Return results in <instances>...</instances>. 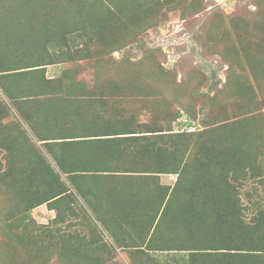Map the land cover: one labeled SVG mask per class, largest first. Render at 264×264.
Wrapping results in <instances>:
<instances>
[{"label":"trees","instance_id":"obj_1","mask_svg":"<svg viewBox=\"0 0 264 264\" xmlns=\"http://www.w3.org/2000/svg\"><path fill=\"white\" fill-rule=\"evenodd\" d=\"M252 1L247 18L228 17L234 33L221 26L224 15L207 19L220 43L214 53L227 67L224 88L210 96L191 87L193 76L204 74L177 82L139 45L172 0H0V112L16 111L31 133L0 130L9 139L5 168L0 164V264H105L73 245L72 235L53 234L59 241L53 246L36 240L34 230L48 231L35 229L30 210L46 205L59 225L72 216V203L94 222L109 259L123 247L122 237L135 233L138 240L126 246L133 247L129 264H264V219L246 221L238 194L248 180L264 184L255 173L260 165L264 173V0ZM131 46L143 52L138 61L130 53L113 58ZM76 58L88 64L45 77V67ZM86 70L94 76L92 90H102L97 95H80L87 88L75 75ZM154 83L173 91L169 107H150ZM132 85L151 87L140 99L155 125L135 126L122 105L120 90ZM68 89L72 100L90 99L91 108L72 106V137L57 138L44 123L53 115L49 102ZM224 98L237 105L231 119L228 106L217 111ZM187 99L206 104L209 113L201 129L174 132L172 123L195 113ZM163 174L177 175L169 193L158 184Z\"/></svg>","mask_w":264,"mask_h":264},{"label":"rangeland","instance_id":"obj_2","mask_svg":"<svg viewBox=\"0 0 264 264\" xmlns=\"http://www.w3.org/2000/svg\"><path fill=\"white\" fill-rule=\"evenodd\" d=\"M195 1L196 0H172L170 7L168 9H163V16L160 20L161 22L141 36L139 45L142 46L143 49L154 52L157 60L164 69L174 71L176 73L177 82L182 81L190 73L204 74L205 79H200V75L193 76L191 80L192 86H190L194 88L198 87L200 88L199 92L210 94V96H212L215 93H219L220 90L224 88L227 67L223 60L220 59V56L214 53V48L219 47L220 43L211 37L212 33L215 32L214 28L216 27H210L207 19L215 14L224 15L226 20H224L221 26L229 32L234 33V29L231 26L228 17L234 14H240L242 17L247 18V16L250 15L256 7L254 6L252 0H201L198 5L195 4ZM127 53H130L129 58L131 62L138 61L143 56V52L135 48V46L127 47L120 52L114 53L112 56L114 59L120 60L124 58ZM76 59L77 61L73 60L69 63V65L62 63L61 68L48 67L46 69V72L48 73H46L45 77H57L60 75L62 68H75L79 65L88 64V61H79L81 58ZM75 77L78 80H83L85 82V87L87 88V90H82L84 93H81L80 95H97V92H102V90H92L94 89V76L89 70L79 71L76 73ZM207 82L213 85L212 91H209V84H207ZM133 85L130 88L120 90L122 91L120 92V95H124L120 99V101H123L121 102L122 105L124 106L125 102L127 104V111L134 114L135 126L141 124L155 125L154 120L152 121L153 118L146 109L148 107H146L144 100L140 99V95L145 92H150L151 87L147 86V90H145L141 86L138 88ZM151 86L155 96L149 98L148 103L150 107H153V110L158 111L159 109L164 108V106H170L173 99L176 98L174 97L173 91L167 89H164L163 91L158 90L156 89V83ZM71 91L72 89L62 91L61 98H57V100H67L68 98L63 96L66 92L70 93ZM157 92H161L162 95L160 94L157 96ZM180 98L181 97L179 96L178 100H180ZM79 100L81 104L87 105L91 108L90 104L92 101L90 99ZM187 100L188 103L192 105V109L194 110L193 112L195 113L194 115H191L190 118H188L185 114H182L180 118L172 123L171 126L174 132L183 130L192 132L197 130V128L201 129V120L209 113V107L206 104L199 101ZM80 102L77 100L76 104L79 105ZM233 102L234 101L232 99L224 98L220 102V107H218L217 111L221 108L225 109L228 106L231 110L224 114L231 119L232 114L235 112L237 107L236 104L233 105ZM106 104L109 105V102ZM198 111L200 113L197 115ZM217 111L214 110V113H219ZM260 112L264 114V105H261ZM0 113V130H2L3 126H5V129L3 128L4 134L7 136L11 134L12 136L15 134H21L20 129H17L19 127L25 128L27 132L31 134L16 111L11 110L10 112H6L3 110ZM93 125L95 124L92 123L90 126ZM75 127L76 126H72V129H75ZM4 138V135L1 134L0 164L2 165V168H5L4 164L7 158L6 155L8 154L6 152L5 145L6 141L8 142L9 140H4ZM37 144L40 143L37 142ZM255 173L259 174L260 178L264 177L261 165L257 168ZM158 178V184L162 187L164 186L169 188V193L173 184L176 182L177 175L163 174L159 175ZM260 180L262 179L248 180L247 183L238 190L241 204L245 206L243 211L245 220L249 222L253 218H259L261 216L262 219H264V184L261 183ZM145 186L146 191L150 194L154 193V187L147 184ZM80 208L82 207L72 203V216L67 217L65 222L59 225L51 223V220L55 217V212L49 210L46 205H41L30 210V218L34 221L35 229H37V226L40 228L46 227V231H48L42 233L34 230V232L38 235V239L36 240L39 241V244L46 245L48 243L53 246L59 242L57 239L58 235L55 236L53 234L63 235V238H65V236L69 237L72 235V244L79 245V250L87 256H103V262L105 264H129V254L133 251V247L126 246H133V240H138L136 237L137 234L134 233L129 236H123L121 241V246L123 247L116 246L113 249L112 254H110L112 256L109 259L107 257L109 256L108 250H103L102 248V239L99 240V238L94 236L95 231L90 223L93 221L90 220L91 218L87 219ZM86 210L88 211L87 208ZM91 217L94 221H96V216L93 215ZM96 224L98 225L97 222ZM99 227L101 226L99 225ZM106 240H108V243L113 244V241L110 238H107ZM55 250L57 251V249ZM48 264L60 263L50 261Z\"/></svg>","mask_w":264,"mask_h":264},{"label":"crops","instance_id":"obj_3","mask_svg":"<svg viewBox=\"0 0 264 264\" xmlns=\"http://www.w3.org/2000/svg\"><path fill=\"white\" fill-rule=\"evenodd\" d=\"M48 67L61 68V64L47 66L45 68L47 69ZM54 78L56 77L50 76L48 79H54ZM72 95L74 94H72L71 91L66 95L67 97H65L68 98L67 100L53 99L49 102L51 103V110H52L51 112L53 113V115L52 117H47L46 120L44 119L45 120L44 124H46L45 126L49 128V131L47 133L52 134V136H55L57 138H62L68 135L69 137H72V106H77L76 101L72 100Z\"/></svg>","mask_w":264,"mask_h":264}]
</instances>
